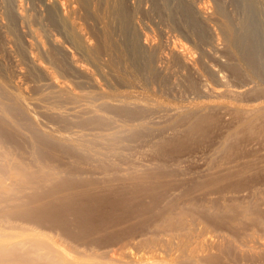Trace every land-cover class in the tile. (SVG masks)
<instances>
[{
	"label": "rangeland",
	"instance_id": "obj_1",
	"mask_svg": "<svg viewBox=\"0 0 264 264\" xmlns=\"http://www.w3.org/2000/svg\"><path fill=\"white\" fill-rule=\"evenodd\" d=\"M52 1L23 0V9L20 11L17 9V0H0L1 15L5 14L4 17H9L8 20L3 21L9 24L6 23L4 28L0 26V80L6 81L8 85L11 84L10 87L12 86L14 92L27 99L26 101L30 104L28 111L32 117L36 118L40 126L42 125V129L52 130L53 128L52 131H55L57 135L66 134V137L72 136L78 140L87 136L86 141L91 140V142L88 140L90 145L95 141L93 145L96 147L91 146L97 150L103 147L110 149L113 146V151L106 148L109 152H106L104 148L103 152L99 151L102 159L109 156L104 158L106 162L109 158L108 163L114 162L122 170L130 171L134 177L140 175L146 179V182L154 183L156 187L158 184L159 186L160 184L168 185L169 202L152 204V201L146 200L148 211L165 217L169 216L171 222H180L181 217L177 215L179 213L177 209L182 210L186 200L199 205L202 203L205 206L213 203L221 204V206L238 205L240 209L246 203H254L256 209L251 218L257 222L239 225L241 229L239 231L243 230V234L248 236L246 239L231 236L234 233L230 230L220 223H213L218 221L201 215L189 219L187 222L196 223L183 231L171 228V239L172 244L175 243L173 246L178 244L181 249H186L189 248V244L193 247L198 246L203 239H207L209 244H217L218 239L224 237L236 242L235 252L232 250V256L229 257L234 256L237 264H264V112L256 114L257 117L243 120L241 116L231 112L198 110L192 112L189 124H177L172 118V121L170 120L171 116L168 114L169 117L163 112H156L157 115L152 113L151 116L148 114L145 118L143 117L142 121L150 126L148 132L143 133L135 142L123 143L124 145L114 144L120 146L114 147L112 141L111 145L108 140H111L115 131V134L121 131L118 126L126 122L113 112L111 114L104 112L102 116L113 120L111 124L114 123L103 129L104 131L85 127L83 129L77 124L75 126L74 120L77 121L80 113L71 118V115L75 113L66 110L69 104L64 98L66 103L61 102V99L55 101L56 98L52 97L54 96L52 92L56 90L54 88L57 85L52 84V86L49 82L50 75L58 80H56L58 84L61 82L68 87L72 94L94 96L104 93L108 96L113 95L112 97H121L123 93L126 95L122 94L123 97H148L162 106L164 104V106L167 105L166 107L174 106L172 108L195 105L198 109L204 110L206 106L213 104H232L250 109L262 106L264 105V74H258L248 65L239 43L235 41L226 43L221 30L220 21L224 22L222 18L209 22L206 19L203 20L198 13L199 7L203 8L207 14L218 12L221 3L222 7L225 5L223 8L225 12L227 11L228 19L232 25H235L233 31L237 32L245 17L243 10L240 14V5L251 0H163L161 2L156 0H109V2L108 0H57L58 6ZM261 2V4L258 3L259 7L258 4L256 6L259 9H253L255 12L258 9L256 13L253 10L250 11L253 15L249 13L254 18H249L254 19L250 21L252 23L256 21L258 25L257 36L264 50V1ZM234 4L240 7L236 8L237 5ZM248 4L251 7L252 2ZM182 8L187 9L188 16L182 14ZM188 19L195 23L194 29ZM7 27L9 31L6 30ZM5 33L11 42L9 47L5 43ZM174 45L178 47L173 49ZM185 53L191 55L192 67L185 66L181 61L180 55ZM160 57L164 58L163 62H159ZM262 65L264 69V60ZM20 73L21 76H19ZM225 86L226 90L245 93L240 96L228 95L229 97L218 98L207 95L209 90L222 91ZM90 102L88 105L93 108L99 104L95 100ZM47 105L54 110L58 106L57 110H63H60V114L67 111L63 114L66 118L70 117L68 122L72 120L73 124L66 127L48 118L44 113ZM57 110L55 111L58 112ZM83 115L88 117L87 114ZM196 118H203L205 121L197 131L190 134L189 129ZM136 121L142 122L132 120L128 124L137 125ZM6 129L12 136L18 134L10 127ZM99 133H102V138ZM110 134V137L107 136ZM103 135L109 137L107 141ZM174 136L177 137L175 142L171 141L172 138L175 139ZM92 139L95 140L92 141ZM107 142L110 146L106 144ZM224 145H229V149L224 150ZM62 157V155L59 157V161L66 164L68 160ZM86 166L83 168L87 171L91 170L89 172L101 179L102 176L93 167L91 168V165ZM198 184H202L203 187H199ZM174 205H177L176 209ZM131 222H137V220ZM49 229L38 227L33 222H0V234L16 235L19 232V234L27 235L40 232L51 237L52 241L60 242L63 248L67 247V251L73 253L74 257H77L76 255L83 249L89 252L88 254L92 251H108L111 257L116 256V246H108V248L105 246L100 249H93L95 248L93 247L92 251H88L90 248L83 246L80 240ZM183 234L187 236L188 241ZM31 238L28 237V239ZM113 251L116 252L114 255H112ZM241 251H250V256H244L241 260L237 253Z\"/></svg>",
	"mask_w": 264,
	"mask_h": 264
},
{
	"label": "bare ground",
	"instance_id": "obj_2",
	"mask_svg": "<svg viewBox=\"0 0 264 264\" xmlns=\"http://www.w3.org/2000/svg\"><path fill=\"white\" fill-rule=\"evenodd\" d=\"M17 1V9L22 11V3L24 2H22L23 0ZM53 1L56 2L57 0ZM156 1L161 2L163 0ZM261 1L264 0L249 1L248 3L252 2L251 7L247 2L246 4L248 6L242 2L243 5H240L241 7L239 6V10L240 14L243 10L245 15H243L244 13H242V15L245 17L244 19L242 18L243 20L241 19L242 22L241 25H239L240 27L237 32H234L235 30L233 31V26L235 28V25H232V22L228 19V14H226L227 11H224L225 8L223 7L225 5L222 7L220 3L218 12L215 11L207 14V12L205 13L203 8L201 9L200 7L198 11L203 20L206 19V21L208 20L209 22L220 20V18L224 20V22H220L222 23L221 30L226 43L227 41H235L239 43L244 53L246 62L258 74H264V69L262 67L264 50L260 46L261 44L257 36V33H259L257 27L258 25H256V21L254 23L251 22L254 19L251 20L249 17H254L250 16L249 13H251V10L258 8L262 3ZM57 2L55 4H57ZM107 2H109V0ZM238 3L240 4V2ZM257 4L258 7H256ZM58 5L59 4L56 6ZM237 7L238 5L236 8ZM258 9H256V12ZM253 11L255 12V10ZM182 14L184 16L189 15L187 9L185 8H182ZM3 15L5 16V14ZM3 15H1L0 12L1 28H4V25L8 23L3 21L9 18L7 15V18ZM23 15L26 16V14ZM191 19H188V21L193 27L195 26V23L193 22L194 20L192 19L193 21H191ZM8 27L5 29L9 31ZM71 38L73 37L71 36ZM9 40L10 39H7L6 34L5 43L7 46L11 43ZM176 47L178 46L174 45L173 49ZM180 58L185 66H193V60L189 53L180 55ZM163 60L164 58L160 57L159 62H163ZM35 63H37V61ZM19 76H21V73ZM56 80L57 79L53 76L50 77L49 75V82L51 85H57L54 88L56 90L52 92L54 93V96H51L54 97V99L56 98L55 101L57 99H61V102H63V98L67 100V104H69L70 108L68 106V109L66 110L75 113V115H71V118H73V116L76 117V114L79 115L80 113V116H77V121L74 120L75 126L77 124L80 127L82 126L83 129L85 127L89 129L91 128V130L93 128L97 131H104L103 129L109 127L110 125H114V123L111 124L113 120H110L106 116H102L104 112L110 114L113 112L117 115V117H120L124 122H126L124 123L122 121L124 124L119 122L121 126H117L120 127L119 130L121 129V131H117L118 133L116 134L115 131L113 133L114 135L110 138L111 140L107 139L111 136V134L107 135L109 137L103 135L104 138H106L105 141L108 140L110 143L112 141L113 145H124L138 140L143 133L148 132L150 129L148 123L142 121L143 117L145 118L148 114L151 116L152 113L157 115L156 112H163L166 116L168 114L171 117H167H169L170 120L171 118L175 120L177 124H189V118L192 112L194 113V111L198 110L201 112L207 110H216L228 113L231 112L238 114L243 120H248L251 117H257L256 114L264 112V105L250 109L249 107H238L232 104H213L209 107L206 106L204 110H200L195 105L186 107L181 106L183 108H177V106L176 108H172L174 106L166 107L167 105L164 106V104L162 106L158 104L156 100L155 103L154 100L152 101V99L150 100L148 97L141 98L134 96L129 98L123 97V93L121 95L115 93L121 97H112L113 95L108 96L104 93H98L94 96L89 94L80 95L79 93L77 95L69 92L70 90H68V87L61 84V82L58 84V80ZM3 81L4 80H0V222H33L35 225H38V227H48L59 231L58 233L67 237L80 240L81 243H83V246L90 248L89 250L87 249L88 251H92L93 247H95L93 249H100L105 248V246L107 248L108 246H116L117 249L115 251H117V253L113 251L112 255L116 253V256L111 257V255H108V251H96L97 253L92 251L88 254L89 252L87 253L86 250L84 251L83 249V253L79 250L81 253L78 255H76V253L75 255L77 257H74V255H72L73 253L71 254L70 251L68 252L67 247L66 249L63 248L64 246L62 245V247L58 240L57 241L59 243H56L54 242L55 240L52 241L51 237L40 232H34L33 234L27 235L19 234V232L16 235L2 233L0 234V264H237L234 256L233 258H230L232 256V250L235 252L236 249L234 246L236 242L234 240H229L223 237L218 239L217 244H209L207 239H203V241H201L196 247L189 244V248L185 247L186 249H181L178 244L176 246H173V244L175 245L174 242L172 244L171 228L183 231L187 229V227L195 225L196 222H187L189 219H194L195 216L201 215L205 218L218 221H213V223H220L222 226L230 230L234 233L231 236L244 237V239H246L248 236L243 234V230L241 232L239 231V225L257 222L251 218V215L256 209L254 203H246L242 205L240 209L238 205L221 206V204L218 205L213 203L214 205L211 204L205 206L202 203L199 205L198 203L186 200L184 204L185 207H183L182 210L177 209L179 212L177 215L181 217L179 220L180 222H171L169 220V216L165 217L156 212L148 211L146 200L152 201V204L163 203V201L169 202L168 198L170 195L167 189V187H169L168 185L160 184L159 186L158 184L156 187L154 183L146 182V179L142 178L140 175V177H134L130 171L128 172V170L125 169L122 170L119 168L120 166L118 167L116 165V163H108L109 158L106 159V162L104 158L109 156L104 157V154L103 159L101 158L102 156H100V152L106 147H103L102 149L99 148L100 150L93 149L96 147L93 145L95 143V139H92L94 143L91 145L95 146L92 147L89 144V141L91 142V140L88 139L89 141L87 140V142L85 139L87 136L84 138L85 140L82 138L78 140L72 136H70L71 138H69V136L66 137V134L62 136L57 135V133H54L55 131H52L54 130L53 128L52 130H47L48 128L42 129V125L40 126V124L36 121V118L30 115V111H28L30 104L26 101L27 99L25 100L14 92V89L11 88L12 86L10 87L11 84L8 85L5 83L6 81ZM244 93L245 92L237 93L235 91L232 92L226 90L225 86L222 91L209 90L207 95L212 98H218L226 96L229 97L228 95L240 96ZM123 95L126 96L125 94ZM90 100L98 101V106H96V108L89 106L88 103ZM63 103L66 102L64 101ZM52 107L54 108L55 106L53 105ZM57 107L58 106H56L55 110L58 109ZM45 108V110L44 108L42 109L45 111L44 113L48 118H51L55 122H59L61 125L63 124L66 127L73 124L72 120V122L70 121L71 123L68 122V119H70L68 113L67 116L69 118H66V115L64 116L67 111L60 114V110L63 111L62 109H59L57 110L58 112H56L54 109H50L51 106L48 108L47 105ZM100 112L102 114H100ZM44 113L43 116L45 115ZM83 114H87L88 117L86 115V117H84ZM132 120L134 122L135 120L142 122L137 123L138 121H136L137 125H132V123L129 125L128 122H131ZM152 120L150 122H152ZM204 121L205 119L203 118H196V121L189 129L190 134L197 131ZM247 123L249 122L247 121ZM6 127H10L12 131L14 130L18 133L16 135L13 134L16 138L9 133L7 130L8 128L6 129ZM71 127L73 126L71 125ZM106 131L107 129L105 130V133ZM99 134H101L100 136L102 138V133ZM17 135L19 136L17 137ZM176 139L177 137L175 139L172 138L171 141L175 142ZM106 144L110 146L108 142ZM118 145H114V147ZM106 149V152L108 150L111 151L113 146L108 150ZM223 149L228 150L229 145H224ZM61 155L68 160L66 164H62L59 161V157ZM60 160L62 159L60 158ZM85 165H91V168L93 167L94 170L102 176L101 179L99 177L96 178L92 172H89L91 170L87 171L86 168L84 169L83 166ZM210 183L211 182H209V184ZM202 184H198L199 187H203ZM176 207L177 205H174V209H176ZM132 220H137V222H131ZM164 220H168V222H163ZM183 236L186 235L183 234ZM28 237L32 238L28 239ZM186 239L187 236L185 240ZM181 240L183 242L182 238ZM132 251H134V253H132ZM158 252L162 256L158 254ZM237 253L241 260H243L244 256H250V251H241Z\"/></svg>",
	"mask_w": 264,
	"mask_h": 264
}]
</instances>
